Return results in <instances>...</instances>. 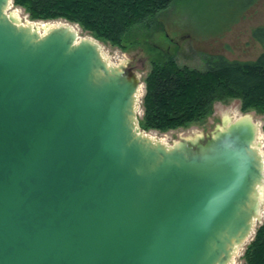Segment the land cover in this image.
Wrapping results in <instances>:
<instances>
[{"label": "water", "instance_id": "water-1", "mask_svg": "<svg viewBox=\"0 0 264 264\" xmlns=\"http://www.w3.org/2000/svg\"><path fill=\"white\" fill-rule=\"evenodd\" d=\"M12 7L0 0V264H230L264 221L253 114L168 145L140 126L130 62Z\"/></svg>", "mask_w": 264, "mask_h": 264}, {"label": "trees", "instance_id": "trees-1", "mask_svg": "<svg viewBox=\"0 0 264 264\" xmlns=\"http://www.w3.org/2000/svg\"><path fill=\"white\" fill-rule=\"evenodd\" d=\"M174 0H14L31 20L64 19L114 46L123 47L128 34L150 23ZM263 52L251 61L223 55L205 58V70L178 64L174 56L153 61L142 99V129L166 132L209 116L216 102L239 99L243 112L264 117V27L254 30ZM264 129V125H263ZM245 264H264V221L243 254Z\"/></svg>", "mask_w": 264, "mask_h": 264}, {"label": "rangeland", "instance_id": "rangeland-1", "mask_svg": "<svg viewBox=\"0 0 264 264\" xmlns=\"http://www.w3.org/2000/svg\"><path fill=\"white\" fill-rule=\"evenodd\" d=\"M14 10L15 7H12L8 12ZM18 11L25 22L36 21L30 19L24 8H18ZM61 21L41 20L39 23ZM75 26L81 30L78 25ZM260 27H264V0H174L154 18L150 28H134L124 40L125 46L100 42L111 63L130 62V68L144 80L152 68V62L168 56H174L180 65L201 70L207 68L205 58L215 55H223L231 60H255L263 52L262 46L253 36L254 30ZM45 29L42 27L41 32ZM81 31L82 34H89ZM144 94L145 87L138 105L141 115ZM249 112L261 124L263 139V115L256 110ZM243 113L239 99L219 101L214 104L212 113L200 122L166 132L152 131V134L166 144L173 145L182 138L206 137L221 127L226 117L233 121ZM247 245L235 254L230 264H245L243 254Z\"/></svg>", "mask_w": 264, "mask_h": 264}, {"label": "bare ground", "instance_id": "bare-ground-1", "mask_svg": "<svg viewBox=\"0 0 264 264\" xmlns=\"http://www.w3.org/2000/svg\"><path fill=\"white\" fill-rule=\"evenodd\" d=\"M14 14L21 20V21H24V20H22L21 18H20V11H18V9H16V10H14ZM26 22H29V23H32L33 25H36V27L38 28V29H41L42 27H44V28H47L48 26H50V25H57V24H60V22H58V23H46V22H37V23H34V22H31V21H28V20H26ZM75 26V25H74ZM76 27V29H78L79 31H80V34L81 35H83L82 34V31L77 27V26H75ZM105 57L108 59V61H110V59H109V57L106 55V52H105ZM228 118V117H227ZM261 135L262 134H260V131L258 132V135H257V141H256V144H257V147L259 148V150L263 153V156H264V141H263V139L261 138ZM260 196H261V203H262V205H261V211H260V218L259 219H263V217H264V183H263V185L262 186H260ZM256 223H258V222H256ZM238 252V251H237Z\"/></svg>", "mask_w": 264, "mask_h": 264}]
</instances>
